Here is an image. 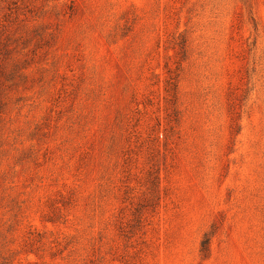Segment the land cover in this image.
Wrapping results in <instances>:
<instances>
[{
	"label": "rangeland",
	"instance_id": "rangeland-1",
	"mask_svg": "<svg viewBox=\"0 0 264 264\" xmlns=\"http://www.w3.org/2000/svg\"><path fill=\"white\" fill-rule=\"evenodd\" d=\"M0 264H264V0H0Z\"/></svg>",
	"mask_w": 264,
	"mask_h": 264
}]
</instances>
